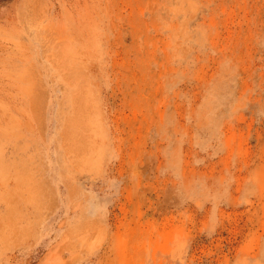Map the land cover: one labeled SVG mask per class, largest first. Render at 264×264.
<instances>
[{"label": "rangeland", "instance_id": "374dc122", "mask_svg": "<svg viewBox=\"0 0 264 264\" xmlns=\"http://www.w3.org/2000/svg\"><path fill=\"white\" fill-rule=\"evenodd\" d=\"M0 264H264V0H0Z\"/></svg>", "mask_w": 264, "mask_h": 264}]
</instances>
